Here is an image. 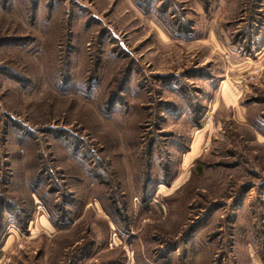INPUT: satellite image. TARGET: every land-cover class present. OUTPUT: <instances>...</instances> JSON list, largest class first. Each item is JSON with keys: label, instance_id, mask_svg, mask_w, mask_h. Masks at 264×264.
Wrapping results in <instances>:
<instances>
[{"label": "rangeland", "instance_id": "1", "mask_svg": "<svg viewBox=\"0 0 264 264\" xmlns=\"http://www.w3.org/2000/svg\"><path fill=\"white\" fill-rule=\"evenodd\" d=\"M0 264H264V0H0Z\"/></svg>", "mask_w": 264, "mask_h": 264}]
</instances>
